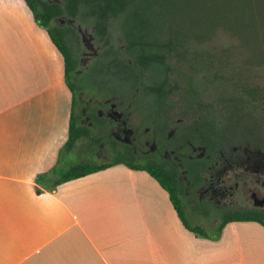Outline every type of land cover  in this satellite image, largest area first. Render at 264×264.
Wrapping results in <instances>:
<instances>
[{"label":"crops","instance_id":"crops-1","mask_svg":"<svg viewBox=\"0 0 264 264\" xmlns=\"http://www.w3.org/2000/svg\"><path fill=\"white\" fill-rule=\"evenodd\" d=\"M72 101L64 59L25 0H0V264H264L258 240L227 235L241 223L218 241L188 231L145 171L39 184L68 140Z\"/></svg>","mask_w":264,"mask_h":264},{"label":"trees","instance_id":"trees-1","mask_svg":"<svg viewBox=\"0 0 264 264\" xmlns=\"http://www.w3.org/2000/svg\"><path fill=\"white\" fill-rule=\"evenodd\" d=\"M25 2L36 23L47 31L52 43L61 53L65 63L66 83L73 94L68 140L60 150L58 164L47 175L37 179L39 184L55 189L66 182L116 165H125L131 170L145 171L153 177L168 192L184 227L198 237L218 241L225 227L231 223L252 222L264 227V211L258 210H222L218 212V225L213 230L194 225L188 216L185 185L180 181L176 170L163 161H138L129 146H125L124 151L112 152L109 161L105 162L94 159L95 148H92L87 160L69 165L65 170L59 168L61 160H66V155L73 152L78 142L92 138L96 145L105 141V137L97 135L100 129L95 130L81 121L82 112L78 113L82 106L81 98L88 101V96L91 95L95 100L105 101L117 97L119 101L131 103L134 108L138 105L141 108L139 96L142 92H147L156 99L152 103L157 105L170 92L166 87L174 72L173 61L194 74L212 68L219 61L211 54L194 47L209 41L219 29L237 37L243 45L264 54V0ZM66 20V25H63ZM72 21L78 26L72 24ZM83 25L94 29L101 50L90 66L78 75L80 66L77 47L70 36L72 33L76 35L78 28ZM115 32L119 33V42ZM92 71L99 74L105 85L87 90L84 81ZM118 77L130 84L129 96L120 94L112 85L113 79ZM256 95H261L257 88L236 91L224 100L217 113L210 111L208 107H200V114L195 116L193 124L198 129L194 130V136L190 139L196 141L199 136L211 155L212 150L227 149L234 145L244 146L246 142L256 143L264 151V99ZM92 108L91 105L87 107L92 123L95 126L102 125L103 128L109 127V120H99L91 114ZM255 148L251 147L252 150ZM187 162V177L197 188L201 183V172L207 171L208 161ZM192 210L208 216L213 208L209 210L198 203L193 205Z\"/></svg>","mask_w":264,"mask_h":264},{"label":"rangeland","instance_id":"rangeland-1","mask_svg":"<svg viewBox=\"0 0 264 264\" xmlns=\"http://www.w3.org/2000/svg\"><path fill=\"white\" fill-rule=\"evenodd\" d=\"M66 22L67 20L62 24L66 25ZM68 24H70L69 21ZM75 26H78V24L76 23ZM81 28L83 33H87V38L90 35L95 36V31L92 27L83 25ZM114 34L117 37L116 40L119 42V33L115 32ZM70 37L77 47L78 63L80 70H82L86 64L85 62L81 64L80 61L88 50L84 46L79 32L76 35L72 33ZM99 46L97 41H95V47ZM194 47L211 54L218 58L219 61L217 60L218 62L212 68H207L205 71L201 70V73L199 72L198 74H194L183 65L173 61L174 72L171 74L166 87L170 91V94L168 95L167 93L166 98L157 105L153 104L156 102V99L154 100L147 92H142L139 96L141 115L145 118L146 122H141V119L138 118L133 110H126V113L128 112L126 116L129 117V124L132 128L139 130L143 139H149L150 134L149 132L145 133V129L149 128L151 131L154 128L153 120L172 119L175 125L179 126L190 124L192 120L196 119L195 116L200 114V107H208L210 111L217 113V110H219L226 98L232 96L236 91H243L245 88H257L261 95H256V97L264 99V54L254 51L252 47L243 45L237 37L222 29L217 30L209 41L196 44ZM100 78L98 73L92 71L84 81L86 88H88L87 90L104 86L105 82L102 83V79ZM112 82V85L120 94L126 97L129 96L131 91L130 84L119 77L114 78ZM88 97L92 98L91 95ZM97 100L103 102L101 99ZM86 101L81 98L82 106L78 113H81ZM87 143L88 141L86 140L78 142L73 152L66 155V160H61L60 166L58 165L59 168L65 170L69 165L81 160H87L91 155V151L89 152L88 148H86ZM252 146L257 145L254 143ZM94 159L97 162H104L105 158ZM239 179V188L233 198L235 204L224 209H252L254 206L251 193L256 191L260 195L264 194V186L262 183H257L258 177H255L252 173ZM187 205L190 210H188V216L194 225H202L208 230H213L218 225V212L214 210L216 209L215 206H210L209 210L213 208V211L211 210L212 212L206 216L203 212L193 211V204L189 205L187 203ZM247 224L250 223L233 225L227 235L237 236L243 240L248 237L254 241L258 240L256 242L253 241L256 244L253 246V249L260 252L258 254L259 257H255V259H261L264 263V229L257 224ZM258 242H262V244H257ZM255 261L252 259V262Z\"/></svg>","mask_w":264,"mask_h":264},{"label":"flooded vegetation","instance_id":"flooded-vegetation-1","mask_svg":"<svg viewBox=\"0 0 264 264\" xmlns=\"http://www.w3.org/2000/svg\"><path fill=\"white\" fill-rule=\"evenodd\" d=\"M81 37L88 52L84 53V58L80 62L81 64L85 62L83 69H87L99 56L101 47H95L97 41L95 36L90 35L87 38L86 33L85 37L82 35ZM89 105L93 107L91 114L99 120H109L111 125L105 128L102 125L95 126L88 115ZM139 108V105L134 108L131 103L119 101L117 97L108 98L103 102L89 98L81 111L83 116L81 121L88 123L89 127L95 130L100 129L97 135L105 137V141L95 145L93 139H89L86 146L88 151L95 148L93 152L95 158H105L103 160L105 162L109 161L112 152L124 151L125 146H129L138 161H163L176 170L180 181L184 183L185 199L189 205L201 203L208 209L213 205L216 212L230 210L224 208L235 204L233 198L239 188L238 180L242 176L252 173L258 177L257 183L264 186V151L258 146H254L256 148L252 150L253 143L246 142L244 146L234 145L227 149L212 150L211 155L199 136L196 137V141L190 139L194 136V130L198 129V126L193 125L195 120L181 126L175 125L172 119L153 120L154 128L151 131L149 128L145 129V133L150 134L149 139H143L139 130L131 127L129 117L126 116L128 115L126 110L131 109L141 122H146ZM195 160L208 161L207 171L201 172L202 179L197 188L188 179L186 171L189 163L187 161ZM251 199L254 207L249 210L264 211V194L260 195L253 191Z\"/></svg>","mask_w":264,"mask_h":264},{"label":"water","instance_id":"water-1","mask_svg":"<svg viewBox=\"0 0 264 264\" xmlns=\"http://www.w3.org/2000/svg\"><path fill=\"white\" fill-rule=\"evenodd\" d=\"M71 23H72V24H75L74 21H72ZM78 31L81 33V35H82L83 37H85V33H83V30H82L81 27L78 28Z\"/></svg>","mask_w":264,"mask_h":264}]
</instances>
